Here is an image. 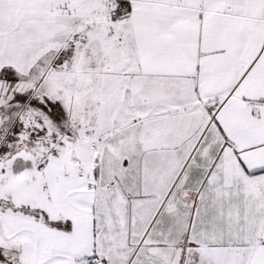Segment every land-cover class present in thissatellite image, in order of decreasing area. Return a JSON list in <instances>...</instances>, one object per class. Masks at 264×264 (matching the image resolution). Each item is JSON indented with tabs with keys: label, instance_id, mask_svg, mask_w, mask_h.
<instances>
[{
	"label": "snow or ice",
	"instance_id": "obj_1",
	"mask_svg": "<svg viewBox=\"0 0 264 264\" xmlns=\"http://www.w3.org/2000/svg\"><path fill=\"white\" fill-rule=\"evenodd\" d=\"M0 264H264V0H0Z\"/></svg>",
	"mask_w": 264,
	"mask_h": 264
}]
</instances>
